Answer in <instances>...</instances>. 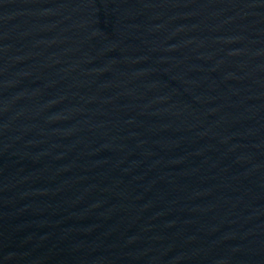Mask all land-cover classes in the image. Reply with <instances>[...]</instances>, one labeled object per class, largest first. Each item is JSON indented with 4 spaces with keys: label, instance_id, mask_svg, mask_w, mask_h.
<instances>
[{
    "label": "water",
    "instance_id": "obj_1",
    "mask_svg": "<svg viewBox=\"0 0 264 264\" xmlns=\"http://www.w3.org/2000/svg\"><path fill=\"white\" fill-rule=\"evenodd\" d=\"M0 264H264V0H0Z\"/></svg>",
    "mask_w": 264,
    "mask_h": 264
}]
</instances>
